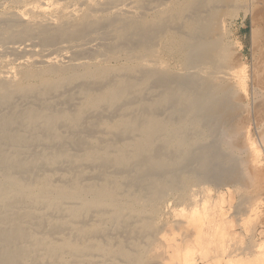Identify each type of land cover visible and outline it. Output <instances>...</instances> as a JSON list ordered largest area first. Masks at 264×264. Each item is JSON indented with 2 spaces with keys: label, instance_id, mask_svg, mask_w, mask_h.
Instances as JSON below:
<instances>
[{
  "label": "rangeland",
  "instance_id": "obj_1",
  "mask_svg": "<svg viewBox=\"0 0 264 264\" xmlns=\"http://www.w3.org/2000/svg\"><path fill=\"white\" fill-rule=\"evenodd\" d=\"M34 1H37V0H33V1L32 0H0V16H9L12 18V19H10L11 21L10 20L8 21L4 18L0 19V20L4 19L3 22L2 21L0 22V27L2 29H4V28L7 29V26H8V29H9V30L7 29V31H6L7 33L6 32L5 33L0 32V39H1L0 41H4V42L9 41L10 40L9 37H11V35L13 33H16L17 36L15 39L18 38L17 40L24 38V37H27L28 36L27 34H31V35H29V37L32 40L34 39V41L38 45L41 43L40 41L43 42L45 40L44 38L37 36V35H40V32L38 29H35V31L33 33H26L25 34L24 33L25 31L23 30V26L25 27V25L28 24V22L24 21V19L23 20L21 19V22L17 21V20H20L19 16H21V15H19V14H22V13L27 14V12H26V11H28L27 6L30 7V5H28V4H30V3L32 4V2H34ZM50 1L51 2H57L58 0H55V1L50 0ZM69 1H71V0H68V2ZM99 1H101V0H99ZM198 1L199 2H197V3H199L201 6V20L203 21L202 23H204L205 35L207 36V37H205V38H207L206 39L207 41H205V43L207 44V46H209V48L211 50H213V51H211V52H213V53H211V55L214 54V55L210 56V59L212 58L211 60H206V61H209L206 65V67L208 68L206 70V72H208V73L205 72L206 74H203V76L201 78L205 79V78H207L208 75H211L210 77H212V75L215 76L220 71L232 69V70L237 72L238 76L240 75L236 81L237 86H240L242 84V81H243L242 79L245 80L247 87H249V91H252V85L253 84H256L257 82H259L258 83L259 86H257L258 89L257 88L255 89V96L254 95H253V97L251 96L253 91L249 92L250 93L249 98L244 97V95L241 94L237 90V88H235V89L233 88V90H235V91L232 90V93H231L232 96L230 99L231 104H230V108L227 111V113L230 115V116L228 115L230 117V120L232 119L233 127H232V125H230V134H232L234 132L235 135H233V136L231 135V137H234V138H231L229 136V138L227 139L228 142H226V138H227V136L225 137L226 132H224V134H223V132H221V134L213 132V134H211L212 136H210V138L211 137L212 138L211 139L209 138L207 140L208 146H209V143H211L215 147L214 150L218 153L217 156L219 158H221V159L222 158H228V159H226L228 161L227 165H229L230 169L233 171L232 178L234 179V181L230 176V181H231L230 182L231 184H230L227 181L228 180L227 179L228 174H226V173L224 174L223 172L220 173V175L218 173H213V172L212 173H204V174H202L203 176H201L195 172L185 173L186 176H185V174H181L182 179L179 177L178 188L175 192L176 195L174 192H172V194H170L171 191H168L165 189L162 196H164L166 199H164L162 196H161L162 198L160 199L157 192H156L157 194L156 193L153 194L155 191L152 192L153 186H152V183L149 185V182L156 180V178L154 177L153 174H147V177H146V174H144V173L147 170L144 169V166L140 165L142 161H138L136 163L135 162L131 163V161L129 159H126V162L125 161L122 162L123 165L121 163L118 164L115 161L120 156V153L117 154V151L119 152L121 149L120 147L123 148V146L126 145L125 143H129V144H127V146H124L125 147V148H123L124 152L125 153L128 152L127 153L128 157H130V155L132 154L131 146H133V144H136V142H138V140L140 141L139 136H138L139 133H141V129L139 130V128H140L139 123H140L141 128H142L143 126H146V123L148 125V122H147L148 118H151V119H149V124L153 121L155 123L153 122L152 124H157L158 122H156V121H158V120L160 122L162 121V122L166 123L171 119V114H173V111H171V108L168 105L161 108L163 111L165 110L164 112L162 110L161 111L160 110L155 111L157 99L159 98L160 93H158L156 91H155L156 93L155 92L153 93L154 89L152 87V82L149 81L148 84H146L144 82L140 83L141 81L139 80V78L141 77V75L143 73H146V74H147V72L153 73V72L158 71V70H159V72H162L163 75L165 74V76H168V75L174 76V74L177 75L178 69H176L177 67H176V62H175V57H174L175 55L173 56V53H174L173 51L176 52L177 50L181 49V47H178L177 43L175 44L174 41H175V39H177V36L180 38L184 37V38H181L183 40V42L185 43L184 48H186L191 43V37H190L189 33H184V31H186L187 23L191 22V20H187V17L184 18V14L181 15V10L184 9V6H185L187 0H102V2L104 4H106L104 7H107V8H110V6L108 5L110 2H113V3L127 2L126 3V5L128 7L127 11L129 12V14H127L124 11L125 13L122 12V14H120L121 16L118 14H115V13L113 15H111L112 13H110L109 11H108L109 13H105V11H104V13H103L104 15H103L101 12L100 15L98 14L97 19H98V17L102 18V16H104L102 19H100V20L99 19L97 20L96 18L92 19L93 23H92V21H89V24H87L86 26H84L83 24L82 25H76L79 27H84L83 30L85 32L83 30H78L80 33H78V31L76 30L77 28H75V30H74V25H75L74 23L79 22V24H81L82 19H79V18H76V20L74 19L76 22L73 20L74 22L71 23V24H74L73 28L66 26V27H69L70 31H74V32H73V34H72V32H69V35H67L64 38L75 37L74 35H76L77 33L82 34L83 37L80 36L82 38L81 39L82 43H84V40L87 43L92 42V47L90 48V50H91L90 53H92V55H94V56H96V55L101 56L102 55L100 60L102 59L101 61L102 62L104 61L103 62L104 64L100 61L99 67L104 68L105 70L107 69V71H110V72L106 73V77L104 79H100L97 81L95 79L94 80H92V79H80V80L75 81L74 83H71L72 85L69 84L67 87H64L62 90H60V92L55 94V97H54V94H52L51 96L49 95L45 99V104L48 105L49 108L51 106L50 109H52L55 112H64L65 111V113H68V114L70 113L69 115L72 114L71 116H74V115L76 116V114L79 113L80 109L83 108L84 102H86L87 99L89 98V95L86 94L88 92H90V97H92L93 95H96V94H99L100 92H102L103 89H104L103 92L106 91V88H109L110 86H112L111 84L116 85V83H118L119 80H123V79L124 80L128 79V81H131L132 79H136V80H132L131 82L137 81V84L138 85L141 84V85L139 87H137L135 85L137 88L133 87L132 90L129 92V94H126L123 98H121L115 104L113 103V104L109 105L106 103L105 104L101 103L102 105H99L97 107V110L93 109V108L84 109V111L81 112V115H82V113L84 115L81 116L82 118L80 117L81 120L79 119V121L76 125L72 124L73 125L72 126L71 124H68L66 121L65 122L61 121L59 123L61 126L58 125V127L56 128L57 135L55 137L46 138L45 141L43 142L44 144H42V142H41L38 145L36 144V145H32L31 147H29V149H28L29 154L28 155H33V154L36 155V153H39V152L45 153L48 155L49 153L51 154L54 150H56V151L61 150V151L66 152V153L63 152L66 154V157L60 159L52 167V169H51L52 171H48L50 173L52 172L51 178L56 185L58 184V186H66V185L68 186L71 184L72 181H74V182L76 181V183L79 184L80 187L87 188V189H90V187L92 189L93 188L98 189V188H101V187H104L107 185L106 187L111 188L113 191H116V193L120 194L123 197H125L127 194H129L128 196H131V197H134V196L137 197L138 196L137 199L141 197L140 199L142 201L140 199L138 201L135 197L133 199H135V202L138 205H141L144 208H149L152 205L151 201H148L151 198V196H152L153 200L156 199L155 204H154L156 207L154 206L155 208L153 207L150 210H148L149 212H146L147 214H145L144 212H143L144 214L143 213L139 214L138 212L137 213L136 212L129 213L130 211H128L126 213L127 210H124L122 213V216L120 217V219L118 221H114L111 218L112 217L111 216L112 213L110 212L111 209H107V208L102 209L101 207L99 208L100 205H98V207L96 205L94 207H91L90 210H88V211L86 210V212L83 211L84 213L81 216H79V218L73 220L74 223L72 221L71 222L68 221L67 227L63 230L64 232L63 231L61 232L59 237L56 236L57 234L52 235V237H50L51 241L53 240V242H56V243H59V242L61 243L62 240L65 238L66 239H68V238L72 239L73 238L74 242H77V244L80 243L81 241L83 244L86 243L85 245L91 249H89L90 252H88L84 258L85 264L88 262H89V264H108V263L109 264H111V263L112 264H146V263L147 264H176V263L181 264L180 263L181 258H176V256H175L177 253H179V251H182V253H186V252L190 251L188 253L190 254L192 252L191 254L193 256L198 254L194 258H192V259L190 258L191 262L189 261L190 262L189 264H222V262H223V264H227V263L229 264L230 261H232V262H230V264H234L235 262L241 264V262L243 263V261H244L243 264H250L251 263L250 261H253V258H254L255 264H259V262H260V264H264L261 262V261L264 262V247H262V246H264V242H263L264 241V237H263L264 236V199H263V197H264V195H263L264 194V141L263 140L264 139H261L262 136L264 135L263 134L264 132H262V131H264V0H198ZM25 2H26V4H25ZM66 2H67V0H64V2H63V0H59V3H66ZM21 5H24L25 7H23ZM81 6H82L81 3H79L78 10H81ZM92 8L94 9L95 7H92ZM24 9L26 11H24ZM17 15H19V16H17ZM162 16H163V18H162ZM95 20L97 21V23L94 22ZM60 21L62 22L64 20L62 19ZM98 21H99V23H98ZM116 21L118 24H116L117 26L116 25L115 26L119 30L113 26V24L116 23ZM20 23H23V24H20ZM47 23L48 24H46L45 28L49 29V30H47L48 31L47 36L50 37L51 40H52V37L56 38L58 32L62 31L65 28L64 27L62 29L61 27H59L61 25V23L59 25L57 23H53L52 21H49ZM119 23H120V25H119ZM12 24H14V25H12ZM125 24L127 26L125 28H122L121 25H125ZM111 27H114L117 30L114 28H111ZM126 28H128L129 31ZM131 28L132 29L134 28L136 33H135V31H133L134 29L132 30ZM60 29H62V30H60ZM124 29H126V30H124ZM113 30H114V32H113ZM137 30L140 33H137ZM0 31H1V29H0ZM81 31H83V33H81ZM94 31H96L95 32L96 34L94 33ZM38 32H39V34H38ZM134 33L138 34V35H134ZM24 34L27 36H25ZM88 34H90V35H88ZM99 34H100V36H99ZM126 34H127V36H126ZM58 35L59 36L57 37V39H54L53 42L50 41V43H48V41L45 40L46 42L45 41H44L45 43L43 42V44H45V45H39V48L44 47V46L47 47V46H50L51 44L56 43L57 41L59 42V41L63 40V38H61V39L59 38L61 36L60 32ZM129 35H131V37ZM86 36H88V40H87ZM93 36H94V38H93ZM118 36H120V37H118ZM80 37H78V38H80ZM127 37H128V39H127ZM5 38H6V40H5ZM89 38H91L92 40L91 39L89 40ZM116 38H117V40H116ZM115 40H116V42H115ZM169 42H170V44H169ZM237 42H238V44H237ZM220 43H221L222 47H221ZM12 45H8V43L5 45V50H3V52L5 51L4 55L7 56V53H8L7 57H9L8 59H9V62L11 63V67H14L17 69L22 68V66H23L21 63L22 59L20 57H22L24 54L25 55L23 57H25V58L27 57V55L30 56V53L27 50H25L26 48L27 49H30V48H29V46L24 47V44H23L21 47V50H20L21 51L20 52L21 54H20L19 52L18 53L14 52L15 47H14V45L12 47ZM10 47H11V49H10ZM97 47H99V48H97ZM170 47H172V48H170ZM39 48L37 47V49H39ZM222 48L226 49V52L224 54L220 52V49H222ZM216 49L219 51V53ZM87 50H89V49H86L85 53L88 52ZM22 51H23V53H22ZM51 51H52V49H51ZM94 51H96V52H94ZM97 51L99 53L101 52L100 53L101 55ZM110 51L113 53H111ZM169 51H170V53H169ZM40 53H41L40 51L39 52L37 51L36 54H38V56L36 55V59H38V57L40 58L41 55H43L42 53L41 54ZM46 53L48 54V52H46ZM79 53H83V52H75V51L71 50V52L70 51L67 52V56L73 58ZM116 53H117V55H116ZM168 54H169V56H167ZM220 54H222V55H220ZM141 55L147 56V60H149V64L147 67H145V69L142 67L139 68V66L137 64H135L136 63V57L137 56L140 57ZM15 56L17 58H15ZM173 57H174V59H173ZM156 58L158 60L160 59L159 62L160 63L162 62L163 64L162 63L158 64V65L155 64V62L158 61ZM68 59L70 60V58H68ZM128 59H131V60H128ZM13 60L16 63H14ZM11 61H13V62H11ZM137 66H138V69H137ZM210 67H212V68H210ZM112 70H113V72H112ZM142 70H144V71H142ZM129 71L131 74L129 73ZM114 72H115V74H114ZM141 72H142V74H141ZM185 76H187L189 78H191V77L194 78L193 75H191V74H189V75L186 74ZM110 77H112V78H110ZM221 78L220 79L218 78L215 80L220 82V83H218V86L220 85L222 88L223 87L222 85L225 86L226 80L224 81V79H221ZM116 79H118V80H116ZM87 80H88V82H86ZM109 81H110V83H109ZM151 81H153V80H151ZM119 82H121V81H119ZM142 85H144L143 87L145 89L142 87ZM223 88H222L223 90H226L225 88L228 89L229 85L227 84ZM140 89H141V91L137 92V90L139 91ZM152 89H153V91H152ZM237 93H238V95H237ZM256 93L258 94V96ZM85 94L88 96H85ZM56 96H58V97H56ZM30 100H32V99H27L25 101L17 100V102H18L17 108L23 109V108L27 107L28 104H30V102H31ZM83 100H86V101H83ZM233 100H234V102H233ZM137 105H138V107H137ZM231 105H232V108H231ZM152 106H155V107L153 108ZM0 110H1L0 111V117L2 116V114L8 113V111L6 109L0 108ZM108 110H109V112H108ZM154 119H156V120H154ZM151 120H153V121H151ZM127 122L128 123H131V122L135 123L134 127H136V128H134V130H132V131L130 130L131 133L127 130V128H126V130L124 128L125 125H127ZM237 126H239V127H237ZM75 127H76V129H75ZM109 128L111 129V131ZM232 128L234 130H232ZM115 129H117V130H115ZM136 129L138 130L137 132H136ZM113 130H115V131H113ZM116 131H118L120 134ZM133 131H135V133ZM163 135L164 136L161 139H159L155 143H153L155 145L152 144V148L149 150L152 151V154L153 153L155 154L157 149L160 148L161 151L163 152V155H164L163 161L167 163L168 138H166V134L164 132H163ZM93 138H95V139H93ZM166 139H167V141H166ZM220 139H222V140H220ZM261 140L263 141V143L260 142ZM133 141H134V143H133ZM224 141L227 145L224 144ZM156 143H158V144H156ZM246 143H247V145H246ZM249 143H253L254 146L257 147V149L259 148L258 151L260 150L259 154H261V155L260 156H254V157H258L259 158L258 160H260V161H258L257 158L256 159L253 158L255 160V163H254V161L251 160L252 156H253L251 153H250V155H252V156H251V159H249L250 155H248V151L250 150V148H247ZM256 143H257V145H256ZM117 144L119 146H117ZM211 144H210V146H211ZM228 144L232 145V146L230 145V147H229L231 149L228 148ZM235 145H237V148H234V147H236ZM248 147H250V145ZM154 148H156V150ZM232 148H234V151ZM228 150H230L231 152H229ZM88 152H89V154H88ZM99 152H100V154H99ZM110 152L113 154H111ZM232 152L234 155L232 154ZM86 153H87V155H86ZM91 154H93V156H89ZM113 155H114V158H112ZM116 156H117V158H115ZM41 158L42 157H40V159H38L36 161V168H39L41 170H49L48 168L43 166L44 160ZM74 158H75V160L76 159L78 160V161L76 160L77 163L75 162V160L73 161ZM83 159H85V161ZM114 159H115V161H114L115 163L113 162ZM127 160H128V162H127ZM248 160L253 161V163L248 162ZM110 161H112V162L110 163ZM246 162H248V164ZM249 163H251L252 166H250L251 164L249 165ZM241 164H242V166H241ZM239 167H241V168H239ZM249 167H250V169H248ZM253 168L254 169L257 168V169L254 170ZM240 170L242 171V173L240 172ZM54 171H56L58 174ZM82 171H84V173ZM254 171H255V173H253ZM256 173H257V175H256ZM187 174H188V176H187ZM239 174L240 175L242 174L241 177ZM55 175H57V176H55ZM103 175L106 177H104ZM142 175H144V176H142ZM249 175L253 176L258 181L256 179H254L253 177H250ZM254 175H256L257 177ZM258 175H259V177H258ZM114 176H115V178H114ZM182 176H184V178ZM210 176H212V177L210 178ZM238 176L240 178H243V179L240 180L238 178ZM245 176L247 177V179ZM166 177L169 179L168 175H163V179L166 180L167 179ZM195 177H197V178H195ZM200 177L202 180L205 181V184H203V187L206 189V191H203V194L202 193L201 194H202V196H207V202H205L204 205L200 204V208L203 209V210L199 211L200 216H198L197 218L196 217L193 218V220H194L193 223H190L191 227L188 226L190 229L191 228L193 229V226H194L195 229L194 230L191 229L193 232H191V230L188 227L186 228L185 225H181L182 226L181 230L177 229L176 228L177 224L180 221H185L184 220L185 218H183V217H184V215L186 217V212L189 211L187 209V207H185V209H183L184 207L181 206L180 202H182V200H186L192 191H197L198 188L201 187V186H199L200 185L199 183L201 181ZM207 177H209V178L206 179ZM236 177L238 178V180L236 179ZM248 177L250 179H248ZM147 178H149L148 182H147ZM185 178H186V180H184ZM116 179H118V180L116 181ZM196 179L198 180V182H196ZM245 179H246V181H245ZM90 180H92V181H90ZM183 180H184V182H183ZM235 180H237V183ZM250 180H251L252 184H251ZM239 182H241V183H239ZM247 182L248 183L250 182V183L248 184ZM226 183H227V186H226ZM250 184H251V186H250ZM219 185H221L220 187L222 189L219 187ZM223 185L228 187L227 189H230L229 192H227L226 187L224 188ZM240 185L246 186V187H242V186L240 187ZM192 186L194 187V189ZM237 186L239 187V189L241 188L240 189L241 192ZM191 187H192V189H190ZM231 187H232V190H231ZM129 188H131V189H129ZM148 188H149V190H148ZM211 188H213V189H211ZM234 189H235V191H234ZM150 190H151V192H150ZM190 190H191V192H190ZM236 190H237V192L239 190V192L236 193ZM258 191H259L260 195L258 194ZM136 192L137 193L139 192V193L137 194ZM166 192L168 194H166ZM220 192H222V193L220 194L219 199L216 202L215 200H217V197H218L217 194H219ZM254 193H255V195H253ZM139 194L140 195L143 194L144 196L142 195L143 196L142 197ZM257 194L259 196H257ZM227 197H228V199H227ZM232 197H233V200H232ZM251 198L253 201L251 200ZM254 198L257 199V202L259 204L256 202V200ZM178 199H180V200H178ZM212 199H214V201H212ZM157 200L158 201L164 200L165 204H164V201H163V203H162V201H160V203H159V202H157ZM259 200H260V202L261 201L262 202L260 203ZM144 201H146V202H144ZM211 201H212V203H211ZM240 201L242 202L241 204H240ZM250 201H251V203H250ZM213 202H214V204H213ZM147 203H150V204H147ZM168 204H170V205L168 206ZM68 205H70V206H68ZM73 205L74 204H67L66 207L67 206L72 207ZM213 205L217 206V207H214ZM249 205L251 207L252 206H254V207L251 208V207H249ZM164 206H166V207H164ZM171 208H172V210H171ZM180 208H181V210L182 209L184 210V211L182 210L183 213L180 212ZM210 208H212V209H210ZM214 208L215 209L217 208V211H218V213H217L218 215L216 214V217H218L216 220H217V222H219V224L217 225L218 230L216 231L215 235H213V237L212 236L210 237L211 239H207V240H209V242L211 240H213V241H211L210 243L209 242L205 243V246L203 245L204 248H203V246H201L204 251L202 249L200 251L201 247L198 245V242L195 243V241L197 240V238H195V235L196 236L198 235L199 229H201V225L203 227H205V229L207 230V227H206L207 220H204V219H206V216H209L212 213L217 212ZM233 208H234V210H233ZM152 209L153 210L156 209L155 210L156 212L153 211ZM165 209H167V210H165ZM173 209H175V210H173ZM105 211H106V213H104ZM173 211H174V213H173ZM175 211H177V212L175 213ZM154 212H155V214L158 212V215H157L158 218L156 217ZM179 212L182 213L183 215L179 214ZM63 213L64 212H62L61 210L60 211L54 210L50 213L49 216L50 217L52 216L51 217L52 219L59 221V220H63L65 218V215ZM108 213L110 214V217H109V215L108 216L106 215ZM187 213H189V212H187ZM248 213L250 216L252 215V217H250L249 219L247 218V216L249 217ZM104 214H105L104 217L106 219L101 220V215H104ZM244 214H246V215L244 216ZM62 215H64V217ZM135 215H137L138 218ZM138 215L140 216V218ZM146 215H147V217H146ZM178 215H180V216H178ZM219 215H221V216L219 217ZM99 216H100V218L98 220ZM107 217H109V218H107ZM143 217H146L147 219L143 218ZM175 217H178V218L176 219ZM253 217H255V218H253ZM202 218L204 221L201 220ZM238 218H239V220H238ZM148 220H149V223H148ZM197 220H199V221H197ZM240 220L241 221L243 220L242 224L244 223V226L241 224ZM245 220H246V222H244ZM163 221L166 223H164ZM205 221H206V223H205V225H203ZM151 222L155 227L152 226ZM155 222H157V223H155ZM223 222H224V224H223ZM70 223L72 226L73 225L74 226L71 227ZM145 223H147L148 226L145 225ZM165 224H166V227L170 226L169 228L167 227L168 230L170 231V233L168 230H167V232H164V233L161 232V233H163V237H165V240L163 238H161V240L159 239L160 241L163 240L160 243V241L158 240V237L155 236L154 233L156 231H159L161 229V227L164 229ZM221 225H226V226H221ZM245 225H247L250 229L249 228L246 229L247 227ZM149 226H152V227H149ZM183 226L185 227V229H189L187 237H185L186 236V234L184 233L185 230L183 229V231H182V228H184ZM87 227H88V229H87ZM153 227H154V229H153ZM221 227L222 228L224 227V228L222 229ZM241 228H242V230H241ZM51 229H52V227L47 226L42 231L45 230V232L51 233V231H52ZM163 229L160 231H164ZM172 229H173V231H172ZM81 230H85V232H86V235L84 237L78 236L79 232ZM175 230H180L183 232V233H181L180 231L179 232L177 231L178 233L182 234V235H180V234L178 235V237H180V238H177L176 237L177 235L174 236V234H177V232ZM246 230H247V232H246L247 234H245ZM252 230L254 233L251 232ZM69 231H70V233H69ZM220 231H223L224 233H222ZM203 232H205V231L201 232V236H202ZM171 236H173L174 238H172ZM182 236H183V238H182ZM192 236H193V238H192ZM248 236L251 238H249ZM61 237H63V238H61ZM152 237L154 238V240ZM228 237H231V241L229 240L230 238H228ZM220 238H221V240H220ZM87 239L89 241L91 240V242H88ZM249 239H252V240L250 241ZM168 240H170V242ZM173 240L176 241V244L173 243L174 242ZM228 240L231 243H229ZM237 241H238V243H235ZM165 242H166V245H168V246H165ZM82 243L78 244V246L84 247L85 245H82ZM172 243L174 245H176V247L179 243H181V245L179 244L178 248H175V246H173ZM219 243H221L222 246H224V244H225L224 248H225V250H228V251L222 250V248H223L222 246L219 248V246H218ZM100 244H102V245H100ZM135 244H136V246H135ZM163 244H164V246H163ZM237 244H238V246H237ZM246 244H248V245H246ZM251 244H253V245H251ZM99 245H100V248H103L105 246L104 248H108V251H104V252L98 251L100 249ZM108 245H109V247L111 246L112 250L109 249ZM146 245H147V247H146ZM160 245H161V247H160ZM212 245H214V247H212V248L215 250H213L212 248H209ZM244 245L246 248L244 247ZM254 245H255V247L257 245L258 249L255 248ZM86 246L84 248H86ZM169 246L171 248H169ZM163 247L168 248L167 249L168 251L166 250L167 251L166 256H165V254L163 255V252H162ZM217 247L220 249V251ZM234 247L235 248L237 247V248L235 249ZM154 248H156V249H154ZM172 248H173V250H170ZM250 248L252 250H250ZM119 250H120V252H119ZM211 250H213V251H211ZM259 250H260V252L263 251V253L262 252L258 253ZM121 251H124V255L122 254ZM176 251H178V252H176ZM223 251H225L227 253H225ZM234 251H235V253H236V251H238L236 253V255L239 254L240 256H242V257H240L239 255H237L238 256L237 261L239 259L240 262L239 261L237 262L235 260L233 263V260L236 259ZM194 252H196V253H194ZM206 252H209V253H206ZM241 252H243V254ZM107 253H109V254H107ZM222 253L227 254V255L226 256L222 255ZM254 253H255V255H253ZM125 254H126V256H125ZM169 254H172L174 256L169 255ZM205 254H207V255L209 254V255L207 256ZM219 254H221V255H219ZM230 254H231V256H230ZM246 254L247 255L249 254V255L247 256ZM257 254H259V256ZM261 254H262V256H260ZM110 255H113V256H110ZM120 255H121V257H120ZM198 256L201 257V259L204 257L203 258L204 260L203 259H202L203 261L199 260L200 258ZM222 256H225L226 258L222 257ZM228 256H230L231 258L230 257L228 258ZM232 256L235 258L233 259ZM245 256L248 257V261L250 263L248 261L247 262L245 261V260H247V258ZM250 256L252 258L249 259ZM173 257H175V258H173ZM222 258H224V259H222ZM110 259H112V260H110ZM132 259L134 260L133 262H132ZM206 259H207V261H206ZM210 259H212V260H210ZM241 259H245V260H241ZM68 260H70L71 264H76L80 261V259L76 260L75 258H70ZM223 260H225V261H223ZM204 261H206V262H204ZM226 261H228V262H226ZM90 262H92V263H90ZM42 264H45V261H43ZM48 264H50V263H48ZM252 264H254V262H252Z\"/></svg>",
  "mask_w": 264,
  "mask_h": 264
},
{
  "label": "bare ground",
  "instance_id": "obj_2",
  "mask_svg": "<svg viewBox=\"0 0 264 264\" xmlns=\"http://www.w3.org/2000/svg\"><path fill=\"white\" fill-rule=\"evenodd\" d=\"M63 2H64V0H63ZM127 2H122V3L110 2L108 4L110 6V8H107V7H104L106 4H104L102 2V0L101 1H99V0H71L69 2L67 0L66 3H59V0L57 2H51L50 0H37V1L32 2V4L31 3L28 4V5H30V7L27 6L28 11H26L24 9V11H26L27 14L22 13V14H19L21 16L17 15L20 17L19 18L20 20H17V21L21 22V19L22 20L24 19V21L28 22V24H26L25 27L23 26V30L25 31L24 33L25 34L26 33H33L35 31V29H38L40 32V35H37V34L36 35L44 38L45 40L48 41V43H50V41L53 42L54 39H57V37L59 36L58 34L60 32L61 36L59 38L60 39L63 38V40H61L59 42L57 41L56 43L51 44L50 46H47V47L44 46V47L39 48V45H45V44H43V42L45 40L43 42L40 41L41 43L39 42L40 44L38 45L34 41V39L32 40L29 37V35H31V34H27L28 36L24 34L27 37H24V38L17 40L18 38L15 39L17 36L16 33H13L11 35V37H9L10 38L9 41H7V42L0 41V108L6 109L8 111V113L2 114V116L0 117V264H42L43 261H45V264H48V263H50V264H71L70 260H68L70 258H75L76 260L80 259V261L79 262L77 261L78 263H76V264H85L84 258L87 255V253L90 252L89 249H91L85 245L86 243L83 244L82 241L81 242L79 241L80 243H82V245L86 246V248H84L85 246L84 247L78 246V244H80V243L77 244V242H74L73 238L72 239H70V238L66 239L64 237L65 239H63L61 243L60 242L56 243V242H53V240L51 241L50 237H52V235H55V234H57L56 236L59 237L61 232L67 227L68 221L73 222V220L79 218V216H81L84 213L83 211L86 212V210L88 211V210H90L91 207H94L96 205H97V207H98V205H100L99 208L101 207L102 209L103 208L111 209V211H110L112 213L111 218L114 221H118L120 219L124 210H127L126 213L128 211H130L129 213H132V212L137 213L138 212L140 214V213L144 212L145 214H147L146 212H149L148 210H150L151 208H153L155 206L154 204H155L156 199L153 200L152 196L148 200V201H151L152 205L149 208H144L143 206L138 205L135 202V199H133L135 196L131 197V196H128L129 194H127V195L125 194L126 196L123 197L120 194L116 193V191H113L111 188L106 187L107 185L104 187L98 188V189H94V188L92 189L91 187H90V189H87V188L80 187L79 184L76 183V181L75 182L72 181L71 184L68 186L67 185L66 186H58V184L56 185L51 178L52 172L50 173L48 171H52L51 170L52 167L60 159L66 157V154H65L66 152L61 151V150H59V151L54 150L51 154L49 153L47 155L45 153H40L38 151L39 153H36V155L35 154L28 155L29 154V150H28L29 147H31L32 145H36V144L38 145L41 142H42V144H44L43 142L45 141L46 138L55 137L57 135L56 128L58 127V125H60L59 123L61 121H64V122L66 121L68 124L76 125L78 123L80 117L82 115H84L83 113L81 115V112L84 111V109L93 108V109L97 110V107L99 105H102L101 103H104V104L106 103L109 105H111L113 103L115 104L117 101H119L121 98H123L126 94H129V92L132 90L133 87H136V86L139 87L141 85V84L138 85L137 81L136 82L134 81L135 83L131 82L132 80H136V79H132L131 81H128V79H126V80L123 79V80H119L121 82L118 81V83H116V85L111 84L112 86H110L109 88H106V91L103 92V90H104L103 89L102 92H100L99 94H96L93 96L91 95L92 97H90V92H88L86 94L89 95V98L87 99V101L83 100L86 102H84L83 108L80 109L79 113L76 114V116L75 115L71 116L72 114L69 115L70 113L69 114L65 113V111L64 112H55L52 109H50L51 106L49 108L48 105L45 104V99L49 95L51 96L52 94H54V97H55L56 93L60 92V90H62L64 87H67L69 84L74 83L77 80H80V79H92V80H94L95 79L97 81L100 79H104L106 77V73L110 72V71H107V69L105 70L104 68L99 67V62L102 60V59L100 60V58L102 57V55L100 54L101 52L99 53L97 51L101 56H97L96 54H95L96 56H94V55H92V53H90V51H91L90 48L92 47V42L87 43L84 40V43H82L81 37H83V36H82V34H78V33H80L78 30H83L84 27H79L76 25H82L83 24L84 26H86L87 24H89V21H92V23H93L92 19H95V18L97 19L98 14L100 15L101 12L103 14L104 11H105V13H109V12L112 13L111 15H113L114 13L120 15V14H122V12L123 13L126 12L127 14H129V12L127 11V9H128V7L126 5ZM197 2H199V1L198 0H187L186 4L184 6V9L181 10V15L184 14V18L187 17V20H191V22L187 23L186 31H184V33H189V35L191 37V43L186 48H184L185 43L181 39L184 37L180 38L177 36V39H175V41H174L175 44L177 43L178 47H181V49H179V50L176 49L177 50L176 52L173 51L174 52L173 56L175 55L174 57H175V62H176V67H177L176 69H178L177 75L174 74V76H171V75L165 76V74L163 75V73L159 72V70H158V71H155L153 73L147 72V74L146 73L142 74V72H141L142 75L139 78V80L141 81L140 83L144 82V83L148 84L149 81L152 82V87L154 89V91L152 89L153 93L155 91L160 93V96L157 94L159 96V98L157 99L156 107L155 106H152V107L153 108L155 107V111L156 110L161 111L162 107L168 105L171 108V111H173V114H171V119L166 123L162 122V121L160 122L157 119L158 120V121H156V122H158L157 124H152L154 121L151 120L153 122H151L149 124V119H151V118H148V119L146 118L148 120L147 121L148 125L146 123V126H143L141 128V125L139 123V127H140L139 130L141 129V133H139L138 136H139L140 141L137 139L138 142H136V144H133L134 143V141H133V143H132L133 146H131L132 154L130 155V157H128V154H127L128 152L127 153L124 152V149H123V148H125L124 146H127V144H129V143H125L126 145H124L123 148L120 147L121 149L119 152L117 151V154L120 153V156L118 157L119 159L117 158V156L115 157V158H117L118 161L117 160L115 161V159L113 160V162L115 161L118 164L121 163L122 165H123L122 162L123 161L126 162V159H129L131 161V163L132 162L136 163L138 161H142L140 165L144 166V169L147 170L144 173V174H146V177H147V174H153L154 177L156 178V180L149 182V185L152 183V186H153L152 192L155 191L153 194H155L157 192L160 199L162 197L164 199H166L164 196H162L165 189L168 191H171L170 194H172V192L175 193L177 188H178L179 177L181 178V174H185V173H189V172L190 173L195 172L201 176H203L202 174H204V173H212V172L218 173L220 175V173L223 172L224 174L225 173L228 174V176H227L228 180L227 181L229 183L231 182L230 176L232 178L233 171L230 169L229 165H227L228 161L226 159H228V158H222L223 160L221 158H219L217 156L218 153L214 150L215 147L211 143H209V146H208L207 140L210 138V136H212L211 134H213V132L220 133V134H221V132H223V134H224V132H226L225 133V137L227 136L226 142H228L227 139L229 138V136L231 137V135L232 136L235 135L234 132H233L234 134L233 133L230 134V125H232V127H233V123H232V119L230 120V117H229L230 115L227 113V111L230 108V104H231L230 99L232 96L231 93H232L233 88L234 89L237 88V90L241 94H243L244 97L249 98L250 97L249 92L253 91L251 96L252 97H253V95L255 96V89L257 88V86H259V84H258L259 82H257L256 84L252 85V91H249V87H247V84H246L244 79H242L243 80L242 84L240 86H237L236 81L240 75L238 76L237 72L232 70V69L220 71L217 75H215V76L212 75V77H210L211 75H208L207 78H205V79L201 78L203 76V74L208 73V72H206V70L208 69L206 67V65L209 61H206V60H211L212 58L210 59V56H212L214 54L211 55V53H213L211 51H213V50H211L209 48V46H207V44L205 43V41H207L206 40L207 38H205V37H207V36L205 35L204 23H202L203 21L201 20V6ZM79 3H81V5H82L81 10H78ZM25 4H26V2H25ZM21 6L25 7L24 5H21ZM92 7H95V8L93 9ZM103 17L104 16H102V18ZM1 18H4L8 21L10 19H12L9 16H0V19ZM76 18L82 19L81 24H79V22L74 23L75 25L71 24L76 20ZM102 18L98 17L99 20ZM162 18H163V16H162ZM4 19L0 20V22L1 21L3 22ZM62 19L64 21L61 22L60 20H62ZM49 21H52L53 23H57L58 25L61 23V25L59 27H61L62 29L65 27L63 30L60 29L62 31L58 32L56 38L52 37V40L50 37L47 36L48 35L47 30H49V29L45 28L46 24H48L47 22H49ZM94 22L97 23L96 20ZM98 23H99V21H98ZM20 24H23V23H20ZM116 24H118L117 21H116V23L113 24V26L116 27L117 26ZM12 25H14V24H12ZM73 25H74V30H75V28H77L76 30L78 31V33L76 35H74L75 37L64 38L67 35H69V32H72V34H73L74 31H70V29H69V27L73 28ZM119 25H120V23H119ZM66 26H69V27H66ZM126 26H127L126 24L121 25L122 28H125ZM114 27H111V28H114ZM116 28H114V29H116ZM0 29H1L0 32L5 33L8 29V26H7V29L6 28L2 29L1 27H0ZM126 29L128 30V28H126ZM126 29H124V30H126ZM83 31H81V33H83ZM96 31H94V33ZM133 31H135V29ZM39 32H38V34H39ZM113 32H114V30H113ZM135 33H136V31H135ZM135 33H134V35H138ZM137 33H140V32H138V30H137ZM88 35H90V34H88ZM99 36H100V34H99ZM126 36H127V34H126ZM129 36L131 37V35H129ZM78 37H80V38H78ZM118 37H120V36H118ZM86 38L88 40V36H86ZM93 38H94V36H93ZM90 39L91 38H89V40ZM127 39H128V37H127ZM5 40H6V38H5ZM116 40H117V38H116ZM116 40H115V42H116ZM7 43H8V45H12V44L14 45V47H15L14 52L15 53L21 52L20 50H21V47L23 44H24V47L29 46L30 49L26 48L25 50H27L30 53V56L27 55V57L25 58V57H23L25 55L24 54L23 56L21 55L22 57H20L22 59V61L20 60L22 65H23V66L21 65L22 68L17 69V68L11 67V63L9 62V59H8L9 57H7L8 53H7V56H5L4 55L5 51L3 52V50H5V45ZM221 43H220V45H221ZM169 44H170V42H169ZM237 44H238V42H237ZM13 45H12V47H13ZM37 47L39 49H37ZM172 47H170V48H172ZM221 47H222V45H221ZM97 48H99V47H97ZM10 49H11V47H10ZM51 49H52V51H51ZM86 49H89V50H87L88 52L85 53ZM71 50H73L75 52H83V53H79L75 57L71 58V57L67 56V52L68 51L71 52ZM37 51L38 52L40 51L43 54V55H41L40 58L38 57V59H36V55L38 56V54H39V53L36 54ZM46 52H48V54ZM94 52H96V51H94ZM220 52L224 54L226 52V49L222 48V49H220ZM22 53H23V51H22ZM111 53H113V52H111ZM169 53H170V51H169ZM218 53H219V51H218ZM116 55H117V53H116ZM220 55H222V54H220ZM138 56L136 57V63L135 64H137L139 66V68L142 67L145 69V67H147L149 64V60H147V56H144V55H141L140 57H138ZM167 56H169V54ZM174 57H173V59H174ZM15 58H17V57L15 56ZM68 58H70V60ZM128 60H131V59H128ZM159 60L156 61L155 64H157V65L161 64L162 62L160 63ZM13 61H11V62H13ZM14 63H16V62L14 61ZM138 66H137V69H138ZM210 68H212V67H210ZM142 71H144V70H142ZM112 72H113V70H112ZM129 73H130V71H129ZM114 74H115V72H114ZM184 74L185 75L191 74V75H193L194 78H192V77L189 78V77L185 76ZM110 78H112V77H110ZM218 78L224 79V81L226 80L225 82L226 83L228 82L227 84L229 85V88L228 89L225 88L226 90H223L224 89L223 87H225L227 85L225 82H224L225 86L222 85L223 89L221 88L220 85L218 86V83H220V82L215 80ZM116 80H118V79H116ZM151 80H153V81H151ZM86 82H88V80ZM109 83H110V81H109ZM144 85H142V87ZM140 91H141V89L139 91L137 90V92H140ZM233 91H235V90H233ZM86 94H85V96H88ZM237 95H238V93H237ZM257 96H258V94H257ZM56 97H58V96H56ZM27 99H32V100H30L31 101L30 104H28V106L23 108V109H18L17 108L18 107L17 106V104H18L17 100L25 101ZM233 102H234V100H233ZM137 107H138V105H137ZM231 108H232V105H231ZM108 112H109V110H108ZM154 120H156V119H154ZM134 124L135 123H132V122L128 123L127 122V125H125V127H124L125 130H126V128L129 132H130V130L131 131L134 130V128H136V127H134L135 126ZM237 127H239V126H237ZM75 129H76V127H75ZM115 130H117V129H115ZM115 130H113V131H115ZM232 130H234V129L232 128ZM110 131H111V129H110ZM137 131L138 130L136 129V132ZM116 132H118V131H116ZM133 132L135 133V131H133ZM163 132L166 134V138H168L167 163L163 161L164 155H163V152L161 151L160 148L157 149L155 154L154 153L152 154V151L149 150L152 148L153 143H155L157 140L161 139L164 136ZM262 132H264V131H262ZM263 137H264V135L262 136L261 139H264ZM231 138H234V137H231ZM93 139H95V138H93ZM220 140H222V139H220ZM166 141H167V139H166ZM263 141L261 140L260 142L263 143ZM156 144H158V143H156ZM210 144H211V146H210ZM224 144H226L225 141H224ZM153 145H155V144H153ZM230 145L228 144V148L230 147ZM246 145H247V143H246ZM249 145H250V147H248ZM256 145H257V143H256ZM117 146H119V145L117 144ZM235 146L236 147H234V148H237V145H235ZM248 146H247V148H250V150H249L250 152L248 151V155H250V153L253 155V156L250 155L249 159H251V156H252L251 160H253L255 163V160L253 158H255V159L257 158V160L259 159L258 157H254V156H260L261 155V154H259L260 150L258 151L259 148L257 149V147L254 146L253 143H249ZM234 148H232L233 151H234ZM154 149L156 150V148H154ZM229 149H231V148H229ZM228 151L231 152L230 150H228ZM63 152H65V153H63ZM88 154H89V152H88ZM99 154H100V152H99ZM111 154H113V153H111ZM232 154H233V152H232ZM86 155H87V153H86ZM89 156H93V154H91ZM40 157H42L41 159L44 160L43 166L48 168L49 170H41L39 168H36V161L38 159H40ZM112 158H114V155L112 156ZM74 160H75V158L73 159V161ZM76 160H75V162H76ZM83 160L85 161V159H83ZM253 161L248 160V162H252V163H253ZM258 161H260V160H258ZM111 162L112 161H110V163ZM127 162H128V160H127ZM248 162H246V163L248 164ZM250 164L251 163H249V165ZM241 166H242V164H241ZM250 166H252V164ZM239 168H241V167H239ZM248 169H250V167ZM255 169H257V168H255ZM56 171H54V172H56ZM82 172L84 173V171H82ZM240 172L242 173L241 170H240ZM253 173H255V171ZM163 175H168L169 179L167 177H166L167 178L166 180L163 179ZM241 175H240V177H241ZM256 175H257V173H256ZM256 175H254V176H256ZM55 176H57V175H55ZM142 176H144V175H142ZM185 176H186V174H185ZM187 176H188V174H187ZM104 177H106V176H104ZM182 177L184 178V176H182ZM211 177L212 176H210V178ZM240 177L238 176V178L240 180H242L243 178H240ZM250 177H253V176H250ZM258 177H259V175H258ZM114 178H115V176H114ZM195 178H197V177H195ZM208 178L209 177H207L206 179H208ZM238 178L236 177L237 180H238ZM200 179H201V177H200ZM246 179H247V177H246ZM246 179H245V181H246ZM248 179H250V178L248 177ZM254 179H256V178H254ZM117 180L118 179H116V181ZM184 180H186V178ZM184 180H183V182H184ZM237 180H235L236 183H237ZM90 181H92V180H90ZM148 181H149V178H147V182ZM233 181H234V179H233ZM196 182H198L197 179H196ZM250 182H251V180H250ZM239 183H241V182H239ZM199 184H200L199 186H201V187H199L197 191L191 192V190H190L191 193L189 194L188 198L186 200H182V202H180L181 206L184 207L183 209H185V207H187V209L189 211H187V210L186 211L189 213L186 212V217H185V215L183 217V218H185L184 219L185 221H180L177 224V227H176L177 229L181 230V227H182L181 225H185L186 228L188 226L191 227L190 223H193V221H194L193 218H195V217L197 218L198 216H200L199 211L203 210L200 208V204L204 205V203L207 202V196H202L203 191H206V189L203 187V184H205V181L201 179ZM251 184H252V182H251ZM251 184H250V186H251ZM220 186L221 185H219V187ZM223 186L225 188L227 186V183H226V186L225 185H223ZM241 186L242 185H240V187ZM192 187L190 189H192ZM242 187H246V186H242ZM227 188L228 187H226V189ZM129 189H131V188H129ZM193 189H194V187H193ZM211 189H213V188H211ZM238 189H239V187H238ZM148 190H149V188H148ZM229 190L230 189H227V192H229ZM231 190H232V187H231ZM239 190H238V192H239ZM234 191H235V189H234ZM150 192H151V190H150ZM238 192L236 190V193H238ZM240 192H241V190H240ZM221 193L222 192L217 194L218 197H217V200H215L216 202L218 201ZM166 194H168V193L166 192ZM258 194H259V191H258ZM258 194H257V196L260 195V194L259 195ZM142 195H140V196H142ZM175 195H176V193H175ZM253 195H255V193ZM137 197H135V198L137 199ZM140 198H138L137 200L139 201ZM227 199H228V197H227ZM263 199H264V197H263ZM178 200H180V199H178ZM232 200H233V197H232ZM251 200H252V198H251ZM255 200L257 202V199H255ZM160 201H162V200H159V201L157 200V202H159V203H160ZM163 201H162V203H163ZM212 201H214V199H212ZM212 201H211V203H212ZM144 202H146V201H144ZM259 202H260V200H259ZM241 203L242 202L240 201V204ZM250 203H251V201H250ZM67 204H74V205L72 207H68L70 205H68L66 207ZM147 204H150V203H147ZM164 204H165V201H164ZM213 204H214V202H213ZM169 205L170 204H168V206ZM164 207H166V206H164ZM214 207H217V206H214ZM249 207H251V206L249 205ZM253 207L254 206H252L251 208H253ZM210 209H212V208H210ZM54 210L55 211L61 210L62 212H64L63 214L65 215V218L63 220H59V221L52 219L51 218L52 216L50 217L49 215ZM155 210H153V211H155ZM165 210H167V209H165ZM171 210H172V208H171ZM173 210H175V209H173ZM182 210L180 208V212H182ZM215 210L217 211V208ZM233 210H234V208H233ZM155 212H154V214H155ZM176 212L177 211H175V213ZM180 212H179V214L183 215L182 214L183 212L182 213H180ZM104 213H106V211ZM109 213L106 215L107 216L109 215V217H110ZM173 213H174V211H173ZM217 213H218V211L212 213L209 216L205 215L206 219H204V220H207V225H206L207 230L205 229V227H203L201 225V229H199L198 235L197 236L195 235V238H197V240L195 239L196 240L195 243L198 242V245L200 247L203 245L205 246V243L209 242V240H207V239H211L210 237L211 236L213 237V235H215L216 231L218 230L217 225L219 224V222H217V220H216L218 218V217H216ZM64 215H62V216L64 217ZM155 215L157 217L158 212ZM245 215L246 214H244V216ZM248 215H249V213H248ZM104 216H105V214L101 215V220L106 219ZM135 216L137 217V215H135ZM178 216H180V215H178ZM220 216L221 215H219V217ZM109 217H107V218H109ZM146 217H147V215H146ZM146 217H143V218H146ZM250 217H252V215L251 216L249 215V217L247 216L248 219ZM255 217H253V218H255ZM99 218H100V216L98 217V220H99ZM139 218H140V216H139ZM175 218L177 219L178 217H175ZM203 218L201 220H203ZM199 220H197V221H199ZM238 220H239V218H238ZM242 221H241V224H242ZM244 222H246V220ZM148 223H149V220H148ZM155 223H157V222H155ZM164 223H166V222H164ZM205 223H206V221L204 222L203 225H205ZM151 224H152V222H151ZM223 224H224V222H223ZM70 225H71V223H70ZM145 225H147V223H145ZM242 225L244 226V223ZM47 226L52 227L51 233L45 232V230L42 231ZM73 226L71 225V227H73ZM152 226H154V225L152 224ZM152 226H149V227H152ZM221 226H226V225H221ZM245 226L247 227L246 229L249 228L247 225H245ZM154 227H153V229H154ZM167 227L165 224L164 229L162 227L160 229V230L163 229L164 231L159 230V231H156L154 233L155 236L158 237V240L159 239L161 240V238H163L165 240V237H163V233L167 232V230L170 226L168 228ZM185 227L182 228V231H183V229L185 230L184 231V233L186 234L185 237H187L188 230L190 228L188 227L189 229H185ZM87 229H88V227H87ZM194 229L195 228L193 226L192 230H194ZM180 230H175V231L179 232ZM192 230H191V232H193ZM241 230H242V228H241ZM172 231H173V229H172ZM182 231H180V232L183 233ZM202 231H205V232H203V234L201 236ZM84 232H85V230H81L79 232L78 236L84 237L86 235V232L85 233ZM161 232H163V233H161ZM178 232H177V234H174V236L177 235L176 237L180 238V237H178V235L180 234ZM220 232L224 233L223 231H220ZM246 232H247V230L245 231V234H247ZM251 232H253V230ZM69 233H70V231H69ZM169 233H170V231H169ZM180 235H182V234H180ZM171 237L174 238L173 236H171ZM61 238H63V237H61ZM154 238H153V240H154ZM182 238H183V236H182ZM192 238H193V236H192ZM228 238H230L229 240L231 241V237H228ZM249 238H251V237H249ZM170 240H168V241L170 242ZM220 240H221V238H220ZM229 240H228V242H229ZM249 240L251 241L252 239H249ZM162 241H160V243ZM173 241H174L173 243L176 244V241L175 240H173ZM211 241H213V240H211ZM88 242H91V240L90 241L88 240ZM229 243H231V242H229ZM235 243H238V241ZM179 244L181 245V243H179ZM220 244L221 243H219V245H218L219 248L222 246V244L221 245ZM100 245H102V244H100ZM100 245H99V248H100ZM178 245L176 247V245L173 244V246H175V248H178ZM246 245H248V244H246ZM251 245H253V244H251ZM135 246H136V244H135ZM163 246H164V244H163ZM165 246H168V245H166V242H165ZM204 246H203V248H204ZM237 246H238V244H237ZM104 247L100 248L98 251H101V252L108 251V248H104ZM108 247H109V245H108ZM146 247H147V245H146ZM160 247H161V245H160ZM212 247H214V245H212L209 248H212ZM222 247L224 248L225 244ZM244 247H245V245H244ZM254 247H255V245H254ZM262 247H264V246H262ZM169 248H171V247L169 246ZM223 248H222V250H225V248L224 249ZM251 248H250V250L253 249V248L252 249ZM255 248H257V245ZM109 249H111V246L109 247ZM154 249H156V248H154ZM167 249L168 248L163 247V250H162L163 255L165 254V256H166V253L168 251ZM201 249H202V247L200 248V251H201ZM170 250H173V248ZM213 250H215V249H213ZM213 250H211V251H213ZM219 251H220V249H219ZM225 251H228V250H225ZM225 251H223V252H225ZM119 252H120V250H119ZM121 252L124 255V251H121ZM176 252H178V251H176ZM188 252H190V251H188ZM188 252L182 253V251H179V253H177L176 255L174 253L173 254L176 256V258H181V262H180L181 264H189L191 262L190 258L192 259L198 254L193 256L191 254L192 252L190 254ZM237 252L238 251H236V253ZM261 252L263 253V251H261ZM261 252L259 250L258 253H261ZM194 253H196V252H194ZM206 253H209V252H206ZM225 253H227V252H225ZM234 253H235V251H234ZM236 253H235L236 259H234L235 257L232 256L234 259L233 263L235 260L237 261V258H238L237 255H239V254L236 255ZM241 253L243 254V252H241ZM107 254H109V253H107ZM126 254H125V256H126ZM169 255H172V254H169ZM174 255H172V256H174ZM205 255H207V254H205ZM219 255H221V254H219ZM222 255L226 256L227 254L222 253ZM253 255H255V253ZM257 255L259 256V254H257ZM110 256H113V255H110ZM225 256H222V257H225ZM230 256H231V254H230ZM230 256H228V258ZM260 256H262V254ZM120 257H121V255H120ZM240 257H242V256H240ZM173 258H175V257H173ZM199 258H200L199 260H201V261L204 260L203 259L204 257L202 258L203 260L201 259V257H199ZM246 258H247V260H245V259H241V260H245L247 262L248 257H246ZM250 258H252V257L250 256L249 259ZM222 259H224V258H222ZM110 260H112V259H110ZM210 260H212V259H210ZM133 261L134 260L132 259V262ZM206 261H207V259H206ZM206 261H204V262H206ZM223 261H225V260H223ZM238 261H239V259H238ZM226 262H228V261H226ZM230 262H232V261H230ZM230 262H229V264H230ZM250 262H249L250 264H252V262H254V264H255L254 258H253V261H250ZM261 262L264 263L263 261H261ZM90 263H92V262H90ZM243 263H244V261H243ZM243 263L241 262V264H243ZM86 264H89V262ZM222 264H223V262H222ZM234 264H239V263L235 262ZM259 264H260V262H259Z\"/></svg>",
  "mask_w": 264,
  "mask_h": 264
}]
</instances>
